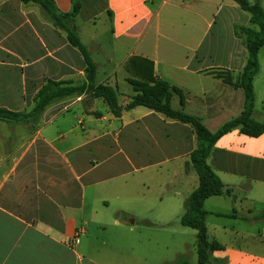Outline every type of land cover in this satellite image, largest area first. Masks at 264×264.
I'll return each mask as SVG.
<instances>
[{
  "label": "crops",
  "instance_id": "0c3cea01",
  "mask_svg": "<svg viewBox=\"0 0 264 264\" xmlns=\"http://www.w3.org/2000/svg\"><path fill=\"white\" fill-rule=\"evenodd\" d=\"M52 1L57 12L65 14L74 0ZM209 1L79 0L82 7L75 26L81 42L87 50L86 44L91 47V55H102L108 63L122 62L123 68L103 71L99 79L96 72V84L116 88L118 104L125 107L134 94L127 79L141 78L128 69L136 59L147 68L152 64L153 78L181 89L185 103L181 106L175 96L173 109L199 118L209 132L240 116L244 92L221 77L236 83L247 63V50L234 26L251 27L250 15L232 0ZM206 6L213 7L208 15L195 10L208 11ZM178 9L200 20L205 32L195 49L186 47L193 51L190 54L162 55L158 40L173 42L169 29L174 26L162 13ZM220 15L227 22L229 45L218 44L222 34L216 30L215 40L202 48ZM101 17L111 35L108 49V42L87 29ZM162 24L163 30L168 28L163 35ZM182 25L194 40L193 22ZM121 52L124 57L118 59ZM94 64L97 71L103 66ZM262 77L259 61L252 118L264 124V95L256 90ZM48 81L85 84L81 54L39 6L0 0V108L29 112ZM195 147L189 125L144 107L114 118L100 99L90 95L51 105L35 129L0 121V264H163V231L137 230V217H112L109 206L111 201L130 205L136 197L130 177H141L156 164L170 166L167 192L175 199L188 198L198 187L196 172L186 167ZM156 156L159 161L153 164ZM207 163L224 186L222 195L203 205L208 241L223 248L214 251L212 259L264 264V133L253 138L234 129L216 142ZM250 226L256 227L254 233Z\"/></svg>",
  "mask_w": 264,
  "mask_h": 264
},
{
  "label": "trees",
  "instance_id": "16d2710c",
  "mask_svg": "<svg viewBox=\"0 0 264 264\" xmlns=\"http://www.w3.org/2000/svg\"><path fill=\"white\" fill-rule=\"evenodd\" d=\"M20 1L23 4L39 6L46 20L66 35L71 47L79 51L84 60L86 82L81 86H74L71 82L48 81L33 98V107L29 112H12L0 108V121L9 124H22L35 129L38 127L41 115L51 105L71 97L90 95L94 99H100L114 118H120L123 111L144 107L169 120L189 125L195 134L196 147L190 153L186 167H191L196 172L198 187L187 198L180 224L196 231V264H226L225 261L212 259V253L223 248L216 242H209L207 238L204 202L210 197L222 195L224 189L222 181L208 165L207 159L216 142L234 129H240L242 134L253 138L264 133V124L258 123L252 118L255 102L253 80L259 71V50L264 47V8L259 2L250 4L248 0H232L242 11L250 15L251 27L234 26V34L237 38L242 39L248 57L236 83H233L228 77L221 78L225 83L243 90L244 110L240 116L226 122L216 132L211 133L199 118L173 109L171 100L175 96L179 98L180 105H184L183 92L167 81L153 78L152 64L143 63L147 64V68L142 63H138L136 59L129 62L128 69L141 78L127 79L134 94L125 107L118 104L116 88L107 84H96V65L92 61L89 51L81 42L75 26V19L82 7L79 0H74L72 10L65 14L57 12L52 0ZM146 71L150 72L148 77L145 76ZM172 264L190 263L186 256L179 255Z\"/></svg>",
  "mask_w": 264,
  "mask_h": 264
},
{
  "label": "rangeland",
  "instance_id": "374dc122",
  "mask_svg": "<svg viewBox=\"0 0 264 264\" xmlns=\"http://www.w3.org/2000/svg\"><path fill=\"white\" fill-rule=\"evenodd\" d=\"M207 2L209 0H202ZM218 3L221 1L226 2V0H213ZM209 1V2H213ZM228 1V0H227ZM256 0H250L251 3H254ZM260 2L261 6L264 8V0H257ZM208 11L202 12L198 11L197 13H201L204 15H208V12L213 10L212 6H206ZM162 18L165 21L172 22L174 24L173 28H170V33L173 37V42L167 43L163 41V37L159 38L158 46L159 51L162 55H181V54H190L193 52L192 50L197 47V40L202 37L205 32L204 24L195 17H192L189 13L178 9L172 13H169L165 10L162 13ZM193 22L194 26L193 35L195 39L192 40L188 37L187 33L185 32L186 29L183 28L184 22ZM79 23V18L77 19ZM107 25L106 18H102L97 21L96 26H88L87 29L89 30L91 35L99 36L100 39L104 42H108L111 35L105 31V26ZM162 35L163 31H167L168 28L163 30L162 24ZM216 30H220L222 34V42L218 44H222V46H228V36H229V29L227 27V22L223 20L222 15L217 20L216 25L213 27L210 35H208L207 39L203 43V47L205 48L209 46L215 40V32ZM83 38L87 41V35L83 33ZM110 42L106 44L105 48L110 47ZM89 48L90 46L86 44ZM153 46V45H152ZM104 47V46H102ZM186 47H190L186 49ZM202 52V51H200ZM91 55V53H90ZM92 59L96 63H100L103 66H99L97 78L99 79L101 73L103 71H111L112 69H120L122 67L121 60H115L111 63L105 61L102 58V55H95L92 53ZM118 59L123 58V52L117 55ZM258 61H260L261 68L263 69V77L257 81L256 90L257 94L262 92L264 95V47L259 50L258 54ZM104 105H100L99 108H103ZM128 137V136H125ZM159 158L156 156L153 158V164L158 163ZM171 178V169L168 164L156 166L151 168L150 170L144 171V175L133 174L130 177V183L132 184V193L135 197L133 202H129L125 204L124 207L114 204L111 201L109 206V212L111 213L112 217H119L122 216L124 220H127L128 215H133L137 217L135 227L137 230H142L146 232H156V231H163V264H172L176 261L179 255H184L188 259L190 264L197 263V248H196V231L184 227L180 224V217L185 212V204L187 198H178L175 199L171 196L169 192L166 190V186L169 184ZM144 180V181H142ZM144 184V185H143ZM187 190V189H185ZM163 204V206H162ZM122 212H120L121 210ZM124 213V214H123ZM162 216V217H161ZM144 217H147L150 223L144 222ZM158 218H163V222L158 220ZM227 225H231L232 222L230 221H222ZM248 230L251 233L256 231V227L250 226ZM240 244V243H237ZM164 261H169L170 263H164Z\"/></svg>",
  "mask_w": 264,
  "mask_h": 264
},
{
  "label": "built area",
  "instance_id": "2783aa9c",
  "mask_svg": "<svg viewBox=\"0 0 264 264\" xmlns=\"http://www.w3.org/2000/svg\"><path fill=\"white\" fill-rule=\"evenodd\" d=\"M81 233H77L76 235H75V243H78L79 242V235H80Z\"/></svg>",
  "mask_w": 264,
  "mask_h": 264
}]
</instances>
